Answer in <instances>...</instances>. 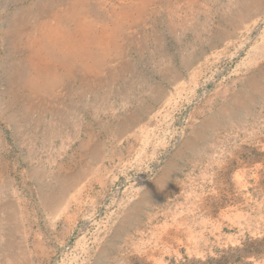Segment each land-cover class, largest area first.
I'll return each mask as SVG.
<instances>
[{"label":"rangeland","instance_id":"rangeland-1","mask_svg":"<svg viewBox=\"0 0 264 264\" xmlns=\"http://www.w3.org/2000/svg\"><path fill=\"white\" fill-rule=\"evenodd\" d=\"M0 244L264 264V0H0Z\"/></svg>","mask_w":264,"mask_h":264},{"label":"bare ground","instance_id":"bare-ground-1","mask_svg":"<svg viewBox=\"0 0 264 264\" xmlns=\"http://www.w3.org/2000/svg\"><path fill=\"white\" fill-rule=\"evenodd\" d=\"M66 179L67 178H62L61 179L60 187L58 188V192H56V193L53 192L52 195H46V197L48 199L44 198L46 206L50 209L51 214L53 215L54 218H56V216H58V214L62 213L64 210L68 209V206H67V203H66V199H65V197L67 196L66 193L69 192V190L73 186H75V183L71 182L70 180L66 181ZM7 241H8L7 247L11 246V248H12L13 244H15V241L11 240V237H8ZM17 245L20 246V243H18ZM22 246H23L24 251H22L21 254L24 257L28 258L29 253H30L29 247L27 246V244H25V242L23 240H21V247ZM12 249H11V251H12ZM6 262H9V263L12 262L13 264H19L20 263L19 259L16 256L12 255L11 253L7 256Z\"/></svg>","mask_w":264,"mask_h":264}]
</instances>
